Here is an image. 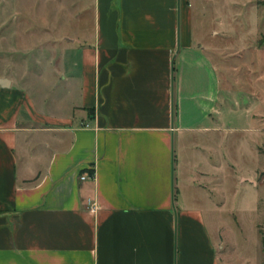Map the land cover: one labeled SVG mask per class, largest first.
Here are the masks:
<instances>
[{
    "label": "crops",
    "instance_id": "0c3cea01",
    "mask_svg": "<svg viewBox=\"0 0 264 264\" xmlns=\"http://www.w3.org/2000/svg\"><path fill=\"white\" fill-rule=\"evenodd\" d=\"M26 1L0 0V18L49 21ZM75 9L74 29L48 24L66 40L61 95L0 73V264H224L219 49L193 1ZM71 48L80 70L64 74Z\"/></svg>",
    "mask_w": 264,
    "mask_h": 264
},
{
    "label": "rangeland",
    "instance_id": "374dc122",
    "mask_svg": "<svg viewBox=\"0 0 264 264\" xmlns=\"http://www.w3.org/2000/svg\"><path fill=\"white\" fill-rule=\"evenodd\" d=\"M58 1L40 0V7L49 4L50 16L45 19L52 24L73 23L74 29L77 0H65L64 10ZM192 1L200 15L196 20L208 32L206 40L219 49L216 61L223 83V127L218 133L223 145L217 158L221 190L216 195L223 201L218 220L224 224L218 252L224 264H264V0ZM12 10L0 18L6 25L0 31V73L16 77L18 84H27L32 91L61 95L64 88L54 78L64 33L52 31L55 26L42 23L41 15L32 20L22 16L23 9ZM213 28L225 33L216 36ZM76 52L71 48L63 58L64 74L80 70L74 64Z\"/></svg>",
    "mask_w": 264,
    "mask_h": 264
},
{
    "label": "water",
    "instance_id": "95a60500",
    "mask_svg": "<svg viewBox=\"0 0 264 264\" xmlns=\"http://www.w3.org/2000/svg\"><path fill=\"white\" fill-rule=\"evenodd\" d=\"M10 84V81L6 78H0V85L8 86Z\"/></svg>",
    "mask_w": 264,
    "mask_h": 264
},
{
    "label": "built area",
    "instance_id": "2783aa9c",
    "mask_svg": "<svg viewBox=\"0 0 264 264\" xmlns=\"http://www.w3.org/2000/svg\"><path fill=\"white\" fill-rule=\"evenodd\" d=\"M86 178H87V177H86L85 175H82V176H81V179H82V180H84V179H86Z\"/></svg>",
    "mask_w": 264,
    "mask_h": 264
}]
</instances>
